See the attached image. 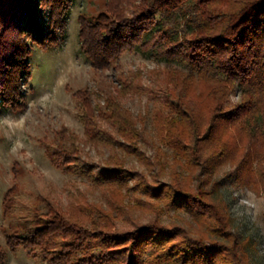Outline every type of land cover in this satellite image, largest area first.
I'll list each match as a JSON object with an SVG mask.
<instances>
[{"label": "trees", "instance_id": "trees-1", "mask_svg": "<svg viewBox=\"0 0 264 264\" xmlns=\"http://www.w3.org/2000/svg\"><path fill=\"white\" fill-rule=\"evenodd\" d=\"M74 1L0 0V110L20 108L32 50L63 40ZM78 23L80 51L95 73L117 68L126 51L150 52L167 63L155 71L165 104L153 122L179 171L156 184L111 157L96 174L106 206L78 205L66 215L40 196L46 213L20 221L7 234L0 264L7 250L18 248L46 264H250L217 196L223 182L215 174L228 164L236 185L264 195V0H107L102 12L79 15ZM117 79L121 91L144 90L132 75ZM75 95L88 135L96 137L98 120L105 119L120 137L114 140L120 151L144 156V136L107 81ZM93 95L102 104L92 106ZM234 95L237 102L231 101ZM72 145L55 147L58 166L91 171ZM135 177L136 186L163 208L186 212L196 232L163 223V209L154 203L146 204L153 219L126 227L129 209L137 206L126 201Z\"/></svg>", "mask_w": 264, "mask_h": 264}, {"label": "rangeland", "instance_id": "rangeland-1", "mask_svg": "<svg viewBox=\"0 0 264 264\" xmlns=\"http://www.w3.org/2000/svg\"><path fill=\"white\" fill-rule=\"evenodd\" d=\"M107 0H75L67 19L65 36L60 43L48 49L35 47L30 57L31 76L20 84L22 100L20 108L0 110V247L4 248L7 234L17 228L20 221L46 213L39 197L50 200L59 212L72 213L75 206H106L108 196L96 174L113 157L125 162L127 169L143 174L149 182L168 183L174 171H179L171 151L156 137L154 115L164 110V96L160 89L157 69L167 66L150 52L126 51L117 60V68L95 73L89 61L80 51L78 40V16H96L104 10ZM173 66H176L173 64ZM177 67V66H176ZM102 74V75H101ZM133 84L139 83L141 91H121L118 77L131 76ZM102 76L104 78H102ZM104 79L109 83L117 102L127 109L144 139L138 158L120 151L114 140L120 138L105 119L99 118V134L92 137L85 132L80 118L81 99L78 90L96 91V83ZM120 90V91H119ZM98 95H93L102 104ZM94 100V101H93ZM237 102L236 95L231 97ZM78 148L81 162L91 165L89 172L64 171L53 153L63 143ZM233 167L220 165L215 176L222 180L217 196L227 205L231 225L242 241V249L250 264H264V195L251 187L238 186L228 174ZM137 178L127 184L126 201L130 205L129 222L145 224L156 214L146 208L154 203L163 209V223H177L190 229L194 224L183 211L163 208L153 194H147L136 186ZM119 225H121L119 223ZM192 228V227H191ZM196 232L193 229H190ZM18 248L7 250L4 264H46L40 258Z\"/></svg>", "mask_w": 264, "mask_h": 264}]
</instances>
